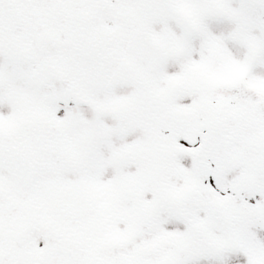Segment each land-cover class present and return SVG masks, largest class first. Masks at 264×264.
Here are the masks:
<instances>
[{"label":"snow or ice","instance_id":"snow-or-ice-1","mask_svg":"<svg viewBox=\"0 0 264 264\" xmlns=\"http://www.w3.org/2000/svg\"><path fill=\"white\" fill-rule=\"evenodd\" d=\"M0 264H264V0H0Z\"/></svg>","mask_w":264,"mask_h":264}]
</instances>
